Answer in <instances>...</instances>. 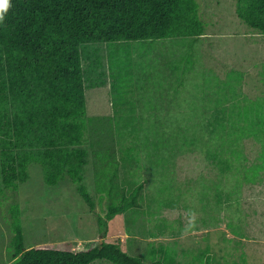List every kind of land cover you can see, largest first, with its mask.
I'll return each mask as SVG.
<instances>
[{
    "label": "rangeland",
    "instance_id": "1",
    "mask_svg": "<svg viewBox=\"0 0 264 264\" xmlns=\"http://www.w3.org/2000/svg\"><path fill=\"white\" fill-rule=\"evenodd\" d=\"M197 1L206 30L191 46L180 39L148 42L145 59L132 43L127 50L118 43L111 49L106 43L81 46L87 114L101 118L88 124L83 143L89 152L84 184L95 209L70 178L47 184L38 163L17 190L7 188L0 164V264H15L14 205L20 207L26 247L50 243L82 250L101 243L107 232L106 239H120L125 251L146 264H264V170L255 181L244 172L260 162L261 144L243 139V167L222 170L207 151L216 149L208 136L195 145L174 136L178 127L206 123L200 113L231 92L229 82L249 99L264 96V33L238 16L237 0ZM110 58L114 66H128L111 69ZM234 72L244 74L241 83ZM119 113L128 116L116 123L113 115ZM102 146L120 161L134 146V160L128 169L120 166L118 181L139 188V205L111 218L110 201L99 199L92 163Z\"/></svg>",
    "mask_w": 264,
    "mask_h": 264
},
{
    "label": "trees",
    "instance_id": "2",
    "mask_svg": "<svg viewBox=\"0 0 264 264\" xmlns=\"http://www.w3.org/2000/svg\"><path fill=\"white\" fill-rule=\"evenodd\" d=\"M11 4L0 23L2 182L17 190L19 183L28 180L30 165L38 163L47 184L58 185L70 178L94 210L96 202L84 184L89 152L83 143L88 124L101 118L87 114L81 46L106 43L111 49L110 44L118 43L128 45L123 48L127 50L132 43L139 52L142 44L166 39L187 40L191 46L206 30L200 5L197 0H11ZM236 11L246 24L264 33V0H237ZM130 63L139 70L134 60ZM110 66L128 65L114 66L110 58ZM234 73L236 83H241L244 74ZM228 84L231 92L221 94L200 113L206 123L193 124L190 130L178 127L174 136L187 138L191 145L208 136L216 149L209 146L207 151L222 170H240L243 166L238 162L245 158L241 142L255 138L262 146L260 162L244 168L246 179L255 181L264 170V96L249 99ZM123 114L113 115L114 121L125 120L128 115ZM165 131H160L163 138ZM131 150L120 161L102 146L92 157L99 199L107 198L111 204L108 218L139 205V188L133 190L132 183L118 181L120 166L128 169L134 160ZM3 191L0 186V196ZM10 211L15 264H92L96 260L146 264L125 251L120 239H106L107 232L101 243L82 250L50 243L26 247L19 205Z\"/></svg>",
    "mask_w": 264,
    "mask_h": 264
},
{
    "label": "clouds",
    "instance_id": "3",
    "mask_svg": "<svg viewBox=\"0 0 264 264\" xmlns=\"http://www.w3.org/2000/svg\"><path fill=\"white\" fill-rule=\"evenodd\" d=\"M12 7L11 0H0V23L5 21L6 14Z\"/></svg>",
    "mask_w": 264,
    "mask_h": 264
},
{
    "label": "crops",
    "instance_id": "4",
    "mask_svg": "<svg viewBox=\"0 0 264 264\" xmlns=\"http://www.w3.org/2000/svg\"><path fill=\"white\" fill-rule=\"evenodd\" d=\"M149 44H150V43H145V44H142V45H141V49H140L141 52H139V53H141V54H140V57L143 56V58L145 59L144 56L148 55V54H143V50H144V51H145V50H148V52H149L150 49H151V44H150V48H149ZM145 61H146V60H145ZM141 67H142V66H141Z\"/></svg>",
    "mask_w": 264,
    "mask_h": 264
}]
</instances>
